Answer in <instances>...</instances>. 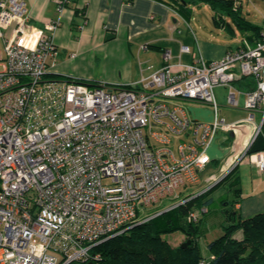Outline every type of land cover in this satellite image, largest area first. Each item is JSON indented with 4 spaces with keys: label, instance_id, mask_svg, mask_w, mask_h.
Segmentation results:
<instances>
[{
    "label": "built area",
    "instance_id": "built-area-1",
    "mask_svg": "<svg viewBox=\"0 0 264 264\" xmlns=\"http://www.w3.org/2000/svg\"><path fill=\"white\" fill-rule=\"evenodd\" d=\"M60 24L35 25L24 0H0V264L98 262L94 246L202 183L219 131L251 125L245 155L264 129V31L219 60L172 64L166 51L164 67L140 88L53 73ZM244 78L254 87L243 92L235 83ZM219 86L231 107L245 94L244 122L221 116ZM187 99L212 106L214 120H194ZM253 157L264 172V151Z\"/></svg>",
    "mask_w": 264,
    "mask_h": 264
},
{
    "label": "crops",
    "instance_id": "crops-1",
    "mask_svg": "<svg viewBox=\"0 0 264 264\" xmlns=\"http://www.w3.org/2000/svg\"><path fill=\"white\" fill-rule=\"evenodd\" d=\"M24 1L35 25L44 27L46 22L55 19L61 22L54 34L58 55L53 73L92 84L141 88L154 72L164 67L166 51L172 54V64L180 61L192 63L201 57L209 61L222 59L230 49L241 44H235L236 25L231 19L225 18L228 24H215V12L204 3H190L192 16L186 19L173 0ZM237 3L248 20L264 27V0H237ZM203 6L211 9V19L197 17V10ZM185 45L190 51H182ZM247 80L240 79L235 85L243 92L248 91L251 82ZM224 92L226 102H219L218 98ZM215 93L224 118L231 117L228 123L244 122L251 114L245 107L244 93L239 96V107L228 105V88L216 87ZM185 106L194 120H214V110L206 103L193 102ZM252 129L251 125L243 123L237 133L221 130L215 135L207 148L210 161L202 171V181L210 183L209 188L216 178L223 177L237 165L241 172L242 198L246 193L242 184L244 174H249L255 189L264 183L261 179L264 172L259 171L253 160L254 154H242V147L248 142ZM237 140L241 144L239 149L238 144H234ZM259 180L261 183L257 187ZM229 192L228 196L233 198V192ZM218 196L222 198L226 194ZM212 197L215 198L214 194ZM236 208L243 210L244 204L239 202ZM216 217L223 219L218 212Z\"/></svg>",
    "mask_w": 264,
    "mask_h": 264
},
{
    "label": "trees",
    "instance_id": "trees-1",
    "mask_svg": "<svg viewBox=\"0 0 264 264\" xmlns=\"http://www.w3.org/2000/svg\"><path fill=\"white\" fill-rule=\"evenodd\" d=\"M172 2H175L173 4L186 19L192 16L190 3H204L215 12V24L218 25L220 22L228 24L225 19L228 17L251 41L263 37L264 27L245 17L242 6L238 5L237 0H173ZM247 81L251 82L250 86L253 88L254 79L248 78ZM261 151H264V129L250 147L248 154ZM221 187H228L234 197L220 198L221 208L211 211L209 205L217 202L212 195ZM193 194L194 196L186 197L184 202L174 203L165 209H157L149 220L94 246L92 251L101 255L98 264H264V212L248 218L239 215L236 204L242 198V186L238 165L203 193ZM196 212L198 217L194 220L191 216ZM217 212L220 216L223 215L222 220L217 219ZM205 220L224 231L222 236L209 242L208 259L205 258L204 249L199 242L210 232L201 225ZM241 230L244 237L238 239L235 234ZM179 231L187 236V241L191 240L186 248L183 244L172 246L164 238L167 234Z\"/></svg>",
    "mask_w": 264,
    "mask_h": 264
},
{
    "label": "rangeland",
    "instance_id": "rangeland-1",
    "mask_svg": "<svg viewBox=\"0 0 264 264\" xmlns=\"http://www.w3.org/2000/svg\"><path fill=\"white\" fill-rule=\"evenodd\" d=\"M197 11H198L197 17L199 19L200 18L211 19V14H210L211 9L210 8L203 6V8H201V9L199 8ZM244 36H245V34L236 27L235 44L241 43ZM4 46H5L4 41L2 40V38H0V53L3 55H4ZM218 99H219V102H223V101L226 102V92H224L223 95L220 96ZM193 102L196 103V102H201V101H194V100H189V99L184 100L185 104H190ZM210 107L213 109L212 106H210ZM224 109L232 111L230 109H226V108H224ZM221 116L224 117V115L222 113H221ZM261 117H262V115L260 113H257L256 114V121H260ZM230 118L231 117H227L226 121L231 122V121H229ZM238 121H241V120H236V121H232V122H238ZM146 130H147V128H146ZM237 148L239 149V144H238ZM261 179L263 180L264 176L261 177ZM260 181L261 180L258 181L257 187L261 183ZM251 183H252V179L249 176V174L248 173L244 174L242 177V184H244L243 189L246 191V193L244 194L243 198L240 199V202L244 204V208H243V210H238L239 215L243 218H248V217L253 216L257 213L264 212V183H261L260 187L256 188V189H255L256 186L253 187ZM210 185H211L210 183H208L206 181H202V183H199L198 185L193 186V187H190V186L189 187H183L180 191H178L179 192L178 196H181L180 198L175 197V198L165 199L161 203H159L155 206L149 207L147 209V213L152 214L153 212H155L159 208L165 209V208L170 207L174 203L178 204V203L184 202L186 200V197L194 196V194H193L194 192H196V194L203 193L205 190H207L209 188ZM191 194H193V195H191ZM220 194H226V196H228V194H230L229 188L228 187H221L219 189V191L214 192V197H215L217 202L209 205L210 206L209 208L211 209V211H213L217 208H221L222 205H220V203H219L220 198L218 196ZM228 197H229V199H232L231 198L232 196H228ZM260 208H262V209H260ZM201 225H202V227H206L210 230V232L208 234L204 235L203 238H201L199 240L200 244L202 245V247L204 249L205 258L208 259L210 256V253L207 249L209 242H211V241L215 240L216 238H219L220 236H222L224 234V231L222 228H218L217 226L212 227L211 223L208 220L203 221L201 223ZM235 237L239 238V239H243V237H244L243 231L242 230L238 231L235 234ZM164 238L172 246H175V247L180 246L181 244L188 243L187 236L180 231L172 233V234H167L164 236ZM189 241L190 242L188 243V245L191 243V240H189ZM95 263L98 264V262H95Z\"/></svg>",
    "mask_w": 264,
    "mask_h": 264
},
{
    "label": "water",
    "instance_id": "water-1",
    "mask_svg": "<svg viewBox=\"0 0 264 264\" xmlns=\"http://www.w3.org/2000/svg\"><path fill=\"white\" fill-rule=\"evenodd\" d=\"M228 174V173H227ZM227 174H225L220 180H222ZM219 180V181H220ZM190 241H188V243H189ZM188 243H185V244H183V247L184 248H186L187 247V245H188ZM87 264H97V263H95V262H88Z\"/></svg>",
    "mask_w": 264,
    "mask_h": 264
},
{
    "label": "bare ground",
    "instance_id": "bare-ground-1",
    "mask_svg": "<svg viewBox=\"0 0 264 264\" xmlns=\"http://www.w3.org/2000/svg\"><path fill=\"white\" fill-rule=\"evenodd\" d=\"M247 127V126H246ZM240 132V131H239ZM241 147V144H239V148Z\"/></svg>",
    "mask_w": 264,
    "mask_h": 264
}]
</instances>
